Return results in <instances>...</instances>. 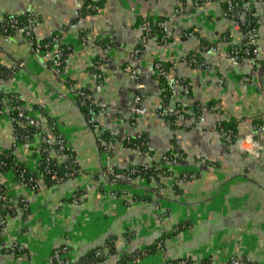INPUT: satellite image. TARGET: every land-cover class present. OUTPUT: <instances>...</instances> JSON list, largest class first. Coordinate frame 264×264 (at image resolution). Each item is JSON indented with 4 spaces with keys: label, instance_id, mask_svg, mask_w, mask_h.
I'll return each instance as SVG.
<instances>
[{
    "label": "crops",
    "instance_id": "1",
    "mask_svg": "<svg viewBox=\"0 0 264 264\" xmlns=\"http://www.w3.org/2000/svg\"><path fill=\"white\" fill-rule=\"evenodd\" d=\"M94 1L101 4L100 11L80 17L83 0H0V18L32 12L39 43L58 32V42L70 46L60 68L57 44L45 58L22 34L12 35L11 42L0 35V63L18 66L9 79L0 77V89L19 93L42 124V112L52 117L80 166L75 176L55 185L41 182L37 191L19 185L14 172H0L12 200H27L7 221L0 264H53L54 250L63 247L66 264H161L166 256L227 264L234 254L264 264V2H256V62L231 57L219 41L226 31L233 43L243 39L240 22L225 14L222 0ZM146 16L164 17L172 38L166 43L153 38L136 56ZM83 29L88 31L84 40ZM197 34L214 45L201 52L204 68L181 60L199 49ZM159 61L174 64L168 74L173 87L168 108L176 101L204 106L197 122L180 117L178 122L190 128L174 130L157 112L161 88L154 64ZM127 65L138 70V80ZM97 70L103 75L100 90ZM182 79L190 84L191 96ZM81 88L91 90L99 107L96 121L122 137L145 132L153 154L117 141L108 157L78 103L75 91ZM137 96L144 114L134 111ZM211 100L221 103L223 116L238 121L241 135L229 152L217 130L219 114L205 108ZM173 137L187 153V163L199 170L179 188L171 178L159 184L142 178L118 183L107 173V166L120 169L160 159ZM13 144L12 121L0 116V151ZM29 145L40 151L41 137L14 147L21 162L34 157L36 150ZM158 242L162 249L150 251ZM15 245L25 253H16Z\"/></svg>",
    "mask_w": 264,
    "mask_h": 264
},
{
    "label": "trees",
    "instance_id": "2",
    "mask_svg": "<svg viewBox=\"0 0 264 264\" xmlns=\"http://www.w3.org/2000/svg\"><path fill=\"white\" fill-rule=\"evenodd\" d=\"M264 0H222V8L225 14L231 18L236 19L240 22V31L243 36L242 43H233L231 38V31L223 32L219 38V41L226 44L227 52L231 57H237L238 59L244 58H253L255 61H259V53L257 52V43L251 42L247 35L252 29L258 30V17H257V5L256 2ZM198 3H202L203 0H197ZM102 8L101 4L94 0H83V5L80 10V17H85L87 14L98 13ZM34 13L28 12L21 15H6L3 18H0V35L8 36L15 35L19 27H24L28 19L30 17H34ZM79 20V18H78ZM166 19L164 17H157L156 19L153 16L143 17L141 20V25L144 27L145 23H148L147 29H143L142 36L140 38L139 44L134 49V55L138 56L143 53L145 46L143 43V39L146 38L152 39L154 38L159 43H166L171 40L172 36L169 35V32L164 26ZM27 28V27H24ZM26 30V29H25ZM32 43L33 47H40V49L45 52L51 50L54 45L57 44V52L58 54L55 57L58 67H63L66 59V54L68 52V47L66 44H60L59 42H54V37L59 36L60 33L55 32L52 33L45 40L40 43L36 40L34 35V30L32 28ZM88 33L87 29H83L81 33V37L85 38V35ZM25 34V33H24ZM198 35V34H197ZM199 49L193 50L184 56L181 60L185 61L187 66L192 68H204L206 64L203 62L201 57V52L204 50H208L212 48L214 45L210 43L207 39L199 37ZM98 42L100 44H104L105 47H111L112 44L108 41L105 42L103 39H99ZM109 43V44H108ZM159 68H157V65ZM173 63L170 62H156L154 64V68L156 70V79L159 82L161 88V101L160 106L157 109L160 117L164 118L168 124L172 127V129H185L189 126L184 122H178L180 117H183L184 120H189L190 118H194V122L200 120L203 114V107L200 103H193L191 105H186L181 101H176L173 108H168L170 106L173 99V87L168 79V74L173 67ZM17 65L12 67L5 66L0 63V77L9 79L10 76L17 70ZM100 76L102 73L99 70L96 71ZM98 84L102 83L103 75L98 77ZM183 80V79H182ZM183 84L186 89H183L187 96H191V86L187 82L186 79L183 80ZM84 91V95H76L80 108L87 119V121H91L89 125L94 128V123L97 121L93 118L95 114L98 113L99 107L95 104V100L91 90L87 88L77 89ZM12 99L16 105L25 106L26 103L23 100L22 96L15 91H1L0 92V106L4 103L5 100ZM23 107V108H25ZM206 110L212 111L213 113L219 114V120L217 122V130L220 133L224 143L226 144V151H230V146L236 142L237 138L241 135L238 131V121L234 118H227L224 115V110L221 107V103L218 100H211L205 105ZM46 114V113H45ZM47 115V114H46ZM222 115V116H221ZM11 121L13 125V135L16 136V139L21 144H31L34 138V135L40 132L38 127H35L28 123L25 117H20L19 112L14 110L10 113ZM48 120L50 123L54 122V119L48 116ZM56 123V122H55ZM190 128V127H189ZM59 127H55L54 133L58 134ZM28 136V137H27ZM229 137V139L227 138ZM111 143L112 145L120 141L122 145L126 148L134 149L140 154H153L150 145L149 139L145 132H140L136 136H120L115 134L109 128H101V135L98 138V144L100 149L103 151L105 149V145L103 142ZM16 140L14 141L13 148L11 149H2L0 151V172H14L16 179L24 178L28 183L29 187H34L33 191H37L39 189L40 183L37 182L39 178V174L42 176V182L46 185H55L67 178L73 177L78 174L80 170L79 163L73 152L70 151L73 155L72 159H74L73 164L61 163L57 160L56 157L51 155L49 151H45L48 148L52 147V144L43 142L41 144L40 151H37L33 145H29L33 151V155L37 156L38 153L41 155V159L39 160L40 165L38 167V171L31 170L26 166L25 163L21 162L17 155L15 154ZM187 153L180 147L178 140L173 137L171 148L163 154L160 159L152 160L150 163H146L143 165H131L127 168H114V171L117 173H127L131 177V181H134L138 178H142L146 180L148 183L159 184L162 182V179H170L172 181V185L174 188H179V181L183 178L184 174H199L198 166L190 165L187 163ZM176 161V163H175ZM182 168V169H179ZM50 171V173H49ZM57 172L58 179L52 178V173ZM68 173L72 175L67 176ZM112 178V177H111ZM113 179V178H112ZM189 179V178H188ZM187 179V180H188ZM186 180V181H187ZM118 183H127L124 180H117ZM0 245L4 243L3 233L6 228L7 221L9 218L14 217L18 214V210L20 208H25L27 206V200L24 198L18 199V202L12 200V195L7 191L5 184L0 180ZM75 195L79 196L78 192ZM74 200V197H73ZM162 242H158L155 244L150 251H156L158 249H162ZM16 253L22 252L25 253V248L20 249L18 245H15L13 248ZM66 259V258H65ZM67 260V259H66ZM173 264H194L193 257H185L180 259H172ZM53 264H56L53 262ZM203 264H213L210 259L203 260ZM254 264H259L255 262Z\"/></svg>",
    "mask_w": 264,
    "mask_h": 264
},
{
    "label": "built area",
    "instance_id": "3",
    "mask_svg": "<svg viewBox=\"0 0 264 264\" xmlns=\"http://www.w3.org/2000/svg\"><path fill=\"white\" fill-rule=\"evenodd\" d=\"M178 12H179V9H176L175 14H177ZM80 23H81V21H80ZM35 24H36V17L35 16L34 17H30L28 19L27 24L24 26V27H27V28L19 27L18 30H17V33L22 34L31 43L32 49L35 52L40 53L45 58H47L49 56L50 50L45 52L44 50L40 49V47H33V43H32V40H31V38H32V31L31 30H32V28L34 29ZM147 25H148V23H145L143 29H147ZM258 36H259L258 30L257 29H252L248 33L247 38L251 42L255 43L258 40ZM4 37H5L6 41H8V42L12 41V35L4 36ZM53 40H54V42H58L59 41V37L55 36ZM150 40L151 39L147 40L146 38H144L143 39L144 46H146V44ZM257 52H258V49H257ZM183 62H185V61H183ZM159 65L160 64L157 65V68H159ZM126 71H128L130 74H132L136 80L139 79V72L134 67L127 65L126 66ZM96 87H97L98 90H100L102 88V84H97ZM1 91H3V89H0V92ZM75 94L76 95H79V94L84 95L85 92L81 91V90H76ZM14 102H13L12 99L5 100L4 103L0 106V116H6V117H8L11 120L10 113L12 111H14V110H17L19 112V116L20 117H25V119L28 121V123H30L31 125H33L35 127H38L40 129V132L35 134L34 138H35L36 135H39L41 137V144L43 142H47V143L52 144V147L48 148L47 150L45 149V151H49L51 153V155L56 157L57 160L59 162H61V163L62 162L63 163L69 162L70 164H73L74 159H72L73 155L70 152L71 151V147L69 145V142H68L65 134L60 129L58 131L59 132L58 134H55L53 132L55 127L58 126L57 123H55V122L50 123V121L48 120V117L46 115L47 113L45 114L44 112H42L44 121L46 122L45 124H42L40 122L39 118L34 113H32V111L27 106L25 107V106L16 105L15 104L16 102L15 103ZM139 103H140V97L137 96V97H135L134 111L138 115L144 114L146 112V108L143 107V106H140ZM23 107H25V108H23ZM88 123H91V121H89ZM93 126L95 128L96 135L99 138L100 135H101V128H104V126L102 124H100L98 121H97V123H94ZM13 136H14V141L16 140V144L15 145L17 146V145L21 144L16 139V136L15 135H13ZM227 138L229 139L228 136H227ZM103 145H105V149L103 151L109 157V154L111 152L112 144L111 143L108 144V143H106L104 141ZM40 159H41V155L38 153L37 156H34L31 159L30 163H27V162H23V163H25L26 166L29 167L31 170L38 171V167L40 165V162H39ZM175 163H176V161H175ZM106 171L109 174V176L112 177L114 180L131 181V177L127 173H117V172L114 171V168L109 167V166H107ZM49 173H50V171H49ZM69 175H72V174L68 173L67 176H69ZM195 177H196V174H194V173L191 174V175H188L186 173V174H184L183 178L180 179L179 183L182 184L188 178H189L188 180H190V179H193ZM52 178L53 179H58L57 172L54 171L52 173ZM16 180H17V183L19 185H21V186L33 191L34 187H29L27 185L28 183L25 181L24 178L16 179ZM42 181H43L42 180V176L39 174V178L37 179V182L41 183ZM5 187H6L7 191H8V187L6 185H5ZM0 199H1V194H0ZM78 199H79V196L74 195V202H77ZM5 229H4V231H5ZM19 248L22 249L24 247L19 245ZM66 251H67L66 247L55 249L53 254H52V256H51V259H50L51 262L52 263L55 262V263H58V264H66L67 263V260L65 259ZM254 263L255 262L251 258L243 257L241 255H236V254L231 255L229 257V259H228V262H227V264H254ZM162 264H173L172 258H169V257L166 256L165 260H164V262Z\"/></svg>",
    "mask_w": 264,
    "mask_h": 264
},
{
    "label": "water",
    "instance_id": "4",
    "mask_svg": "<svg viewBox=\"0 0 264 264\" xmlns=\"http://www.w3.org/2000/svg\"><path fill=\"white\" fill-rule=\"evenodd\" d=\"M162 264V263H161Z\"/></svg>",
    "mask_w": 264,
    "mask_h": 264
}]
</instances>
